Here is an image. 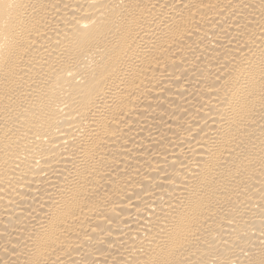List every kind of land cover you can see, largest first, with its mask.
Returning a JSON list of instances; mask_svg holds the SVG:
<instances>
[{"label": "bare ground", "instance_id": "obj_1", "mask_svg": "<svg viewBox=\"0 0 264 264\" xmlns=\"http://www.w3.org/2000/svg\"><path fill=\"white\" fill-rule=\"evenodd\" d=\"M0 264H264V0H0Z\"/></svg>", "mask_w": 264, "mask_h": 264}]
</instances>
